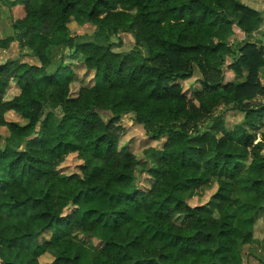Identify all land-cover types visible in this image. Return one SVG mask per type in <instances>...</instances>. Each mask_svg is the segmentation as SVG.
I'll use <instances>...</instances> for the list:
<instances>
[{
	"label": "clouds",
	"instance_id": "9594fccd",
	"mask_svg": "<svg viewBox=\"0 0 264 264\" xmlns=\"http://www.w3.org/2000/svg\"><path fill=\"white\" fill-rule=\"evenodd\" d=\"M189 2L0 0V264H264V0Z\"/></svg>",
	"mask_w": 264,
	"mask_h": 264
},
{
	"label": "trees",
	"instance_id": "16d2710c",
	"mask_svg": "<svg viewBox=\"0 0 264 264\" xmlns=\"http://www.w3.org/2000/svg\"><path fill=\"white\" fill-rule=\"evenodd\" d=\"M177 7H180V8H181V13H183V12H184V9L187 8L189 12H191V13L194 14V13H195V12L201 7V4H200L199 0H190V2H189L188 4H183V3H181V4H178ZM40 147H41V145H40L39 141H37V142H36V145H35V147H34V153H36V155H34V156L32 157V159L39 160V159L41 158V157L39 156V150H40ZM192 147H196V145H192ZM10 163H15V161H12V162H10ZM33 195H34V198H35L37 201H39L40 199H42L41 195L38 196V195H35V193H34ZM38 206H39V205L37 204V207H38ZM106 208H107V207H106ZM106 208H103L102 211H101L100 213L102 214L103 211L106 210ZM85 210H86V211H90V212L92 211V210H90V209H85ZM95 213H97V212H95ZM143 215H144V214H143ZM143 217H144V216H143ZM177 239H180V236H179V235H177ZM169 243H171V241H169ZM86 251H87V249L84 251L83 255H85ZM4 264H11V262L8 261V260H5V261H4ZM92 264H99V262H98V261H97V262H93ZM137 264H139V262H137Z\"/></svg>",
	"mask_w": 264,
	"mask_h": 264
},
{
	"label": "rangeland",
	"instance_id": "374dc122",
	"mask_svg": "<svg viewBox=\"0 0 264 264\" xmlns=\"http://www.w3.org/2000/svg\"><path fill=\"white\" fill-rule=\"evenodd\" d=\"M35 195H38L40 196V193H35ZM107 205L104 203V200L103 199H95V200H92L86 209H90L92 210L91 212L95 213V212H101L103 208H106ZM143 213H136L135 214V219L137 221H143L144 217H143ZM88 256V250L86 251L84 257H87ZM93 262L89 261L88 264H92Z\"/></svg>",
	"mask_w": 264,
	"mask_h": 264
}]
</instances>
